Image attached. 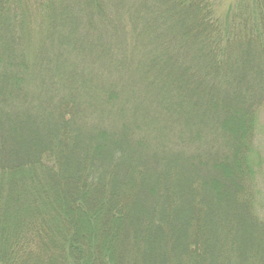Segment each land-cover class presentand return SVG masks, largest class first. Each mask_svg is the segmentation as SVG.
<instances>
[{"label": "trees", "instance_id": "1", "mask_svg": "<svg viewBox=\"0 0 264 264\" xmlns=\"http://www.w3.org/2000/svg\"><path fill=\"white\" fill-rule=\"evenodd\" d=\"M222 1L0 0V264H264V0Z\"/></svg>", "mask_w": 264, "mask_h": 264}, {"label": "rangeland", "instance_id": "2", "mask_svg": "<svg viewBox=\"0 0 264 264\" xmlns=\"http://www.w3.org/2000/svg\"><path fill=\"white\" fill-rule=\"evenodd\" d=\"M232 0H223L218 8L219 13H224ZM258 132L256 135V156H253L256 163H259L260 169L257 171L256 185L261 192V202H264V108L260 111L258 119ZM262 162V165H260ZM260 214L264 216V209L260 210Z\"/></svg>", "mask_w": 264, "mask_h": 264}]
</instances>
